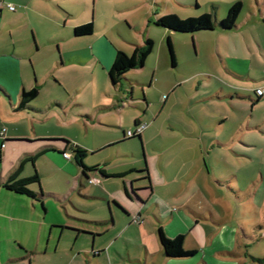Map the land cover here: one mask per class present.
<instances>
[{
  "label": "rangeland",
  "instance_id": "374dc122",
  "mask_svg": "<svg viewBox=\"0 0 264 264\" xmlns=\"http://www.w3.org/2000/svg\"><path fill=\"white\" fill-rule=\"evenodd\" d=\"M6 1L15 10L22 9L18 1L25 2L23 15L2 8L7 12L5 16L13 22V37L26 40L28 45L25 48L33 50L32 58L37 72H40L45 59L64 62L77 50L84 56L88 55L87 47L98 35L105 34L111 44L122 46L127 53L133 44L142 43L144 36L152 39V50L146 55L142 66L126 70V74L118 80L126 90L133 87L132 97L141 98L143 94L146 103L130 99L127 102L122 100L120 107H100L109 104L102 101L105 98L102 92L113 89L107 67L93 61L84 64L63 63L60 68L63 74L82 69L88 75L87 81L83 83L85 92L79 93L77 98H82L79 100L87 105L86 112L93 120L87 119V123L78 117L82 120L73 121L65 127L64 138L76 141L80 148H87L83 162L93 161L100 160L106 151L94 149L90 152L89 148L101 143L105 134L115 137L120 135L121 126L132 128L130 116H125L126 113L137 114L139 122L146 124L154 118L152 131L158 139L170 130L168 121L181 120L189 124L192 120L195 133L185 139L198 145L200 135L207 136L205 139H211V142L220 139L225 144L207 147L206 153L199 148L201 174L196 182L202 185V177L206 172L202 161L207 165L208 173L210 169L219 177L233 173L236 175L234 183L246 185L243 195H247L249 207L247 213L244 206H238L235 202L230 204L213 187L207 198L203 192L205 201L201 206L213 208L215 215L222 216L223 223L216 224L200 218L196 224L192 222L193 218L190 223L184 221L185 228H179V232H185L183 249H197L206 264H264L251 258L264 257V93L251 104V99L255 98L252 90L264 86V24L257 17L259 2L264 0H238L241 7L236 17L243 24L227 34H218L214 30L174 31L155 24L154 20L157 16L170 13L184 18L203 12L219 19L225 14L227 6L236 0H3ZM87 21L92 24L90 33L72 34L74 25ZM166 37L172 44L174 65L169 61ZM245 40L249 46L247 49L245 45L246 50ZM216 48L226 54L245 53L250 60L237 61L234 65L245 72L247 69L252 79L245 74L238 77L225 73ZM53 80L54 76L51 75L49 84L41 86L38 101L45 97ZM57 90L64 94L62 88ZM236 94L243 95L240 97ZM70 113L75 116L73 112ZM97 114L107 120L122 119L123 122L119 123L122 125L100 123ZM114 119L111 122H115ZM171 131L180 133L177 127ZM134 139L137 140V137L121 140L118 143L119 150L127 152L141 149L139 142ZM173 145L178 146V143ZM173 145L168 151L172 150ZM146 147L148 151L156 153L149 143H146ZM121 158L128 157L120 155L111 159L114 162ZM179 159L190 165L194 157L184 151ZM148 161L150 167L159 169L156 156L149 157ZM38 178L40 186L41 179L48 187L54 185L49 175ZM41 189L43 205L37 201L36 214L31 217L33 220L30 219L33 210L17 207L19 216L27 218L16 223L18 231H13V223L1 222L0 264H27L29 258L30 264H141L135 262L143 258V248L136 237L125 239V234L91 235L92 231L100 230L99 224L91 221L99 216L95 208L85 207L84 200L76 194L72 204H77V207L68 200L45 193L50 190L42 186ZM252 201L255 206H252ZM148 215L155 232L156 221L151 213ZM52 224H71L74 229ZM161 226L165 237L170 238L165 223ZM14 240L25 245L30 242L35 248H14L11 246ZM146 242L150 241L147 239ZM139 248L140 253L137 252ZM99 249L100 252L96 253ZM202 260H195L191 264H202ZM154 262L161 264L158 258Z\"/></svg>",
  "mask_w": 264,
  "mask_h": 264
},
{
  "label": "crops",
  "instance_id": "0c3cea01",
  "mask_svg": "<svg viewBox=\"0 0 264 264\" xmlns=\"http://www.w3.org/2000/svg\"><path fill=\"white\" fill-rule=\"evenodd\" d=\"M18 2L22 9L15 10L14 7L12 9L7 7L9 1L3 2V0H0V126L5 127L4 137L0 136V226L1 222H11L13 223V228H15L13 231H18L16 223L27 218L19 216L20 210L17 207H26L30 211L33 210L30 216V219L33 220L31 217L36 214L37 201L24 194L5 188L2 186V182L22 158L37 153L33 160L26 159L22 163L18 176H28L32 174L33 170L37 172L40 178L43 175H49L54 180V185L48 187L44 185L41 179L42 188L50 190V192L45 193H50L52 196L62 200H68L71 204L74 203L73 196L76 194L84 200L85 207L95 208L99 216L91 221L99 224L100 230H97L99 232L90 231L91 235L122 236L125 234V239L136 237L143 248V258L142 260L134 259L136 263L156 264L154 262L156 258L159 259L161 264L165 262L167 264H191L195 260H202L197 249H194L193 254L185 257H168L164 255L158 242L157 228L161 227L162 229L161 224L165 223L171 236H174L177 233H181L179 228H185H183V222L187 221V223H190L191 218H193L192 222L194 224L197 223L198 218L210 220L216 224L223 223L222 216L215 215L213 208L201 206L202 202L205 201L203 192L207 198L208 194L212 192L210 191L211 187L220 191L224 199L230 204L235 202L236 205L244 206L246 209L249 207V199L246 194L245 196L243 195L246 192V185L234 183L233 180L236 179V175L233 173L223 177L216 176L211 169L209 170L210 173H208L207 165L202 161L206 172L202 177V185L196 182L201 174L198 159L199 148L206 153L207 147L211 148L214 144L223 146L225 145L224 141L213 139L211 142V139H205L207 136L201 137L199 135L200 143L197 145L194 141L185 139L195 133L193 132L194 125L192 120H190L189 124H184L181 120L168 121L170 132L163 133L164 136L158 139L152 131L154 119L152 118L148 124L145 123L137 140L134 139L135 142H139L141 147V149L139 148L136 151L132 149L125 152L119 150L118 147V143L121 140L129 137V135L125 134L126 129L131 128L121 126L120 135L115 137L105 134L102 142L90 147L89 151L93 152L96 149V151L102 150V152L106 151V153L100 160H84L83 163L86 166H94L86 168L84 175L82 167L75 162L69 152L68 157L62 156L61 151L58 150V145L60 144L53 142L52 145L54 144V146H51V144L47 143L48 141L43 139L66 137L65 127L73 123V121L82 120L80 118H83L85 122H87V119L93 121L92 116H89L86 112L87 105L83 104L82 100H79L82 98H77L78 95L85 92L83 83L87 81L88 75L84 74L82 69L63 74L61 73L63 70L60 68L66 61L79 64L93 61L108 67L113 58L114 50L116 48L125 49L122 46L111 44L105 34L98 35L87 47L89 49L88 55L84 56L77 50V53L71 54L64 62L53 60L52 58L45 59L40 72H37L32 58L33 50L25 48L28 45L26 40L13 37V22L5 16L7 12L2 8L6 7L11 11H15L17 15H23L25 13L23 10L25 9V2ZM257 17L262 21V17H264V2H259ZM242 24L243 21L239 22L236 17L235 25L231 29L221 31L212 28L209 30H214L218 34H227ZM245 36L248 38L247 34ZM245 43L246 40L244 42V49L246 50V47L248 49L249 46L248 43ZM93 47L95 50H93ZM216 54L225 73L238 77H243L245 74L252 79L249 72L247 73V69L245 72L234 65L237 61L248 62L250 60L245 53L232 52V54H226L216 48ZM53 62H55V65ZM37 64H39V61H37ZM194 73L196 72L191 74ZM125 74L124 72L123 75ZM51 75L54 76V80L50 81L52 85H49L50 87L44 95L45 97L38 101L37 96L40 93V88L44 84H49L48 80ZM262 77L264 78V73ZM121 84L120 81H117L112 84V90L107 89L102 92L105 95L102 101L109 104H102L100 107H120L122 106V100L127 102L130 99H137L140 102L143 100L146 103L143 94L141 98L138 96L132 97L133 87L130 86L126 90ZM32 86L38 87L37 94L28 100L26 106L18 108L17 103L20 91ZM57 88H62L64 94L62 95ZM236 95L241 97L243 94ZM258 99L254 100V102ZM253 100L251 99V102ZM142 110L144 111L145 109L143 108ZM118 111L122 110L118 109ZM100 115H96L100 123L122 125L119 124L123 122L122 119L112 118L115 122H111L112 119L107 120V118H101ZM127 115L130 116L129 120H131L132 125L134 122H139L137 114L126 113L125 116ZM186 125H188L187 128ZM173 127L179 128L180 133L177 134L171 131ZM72 142L75 143L76 141ZM146 143H149L156 153L148 151L149 148L146 147ZM173 143H178V146L173 145ZM75 144L77 145V143ZM170 145H173V148L168 151ZM85 151L83 159L86 157L87 148ZM184 151L194 157L190 165L186 164L185 160L179 159V156ZM120 155L128 158L115 159L113 162L111 158ZM155 156L157 157L159 169H154V167L149 165V157ZM142 168H145V170H139ZM152 169L153 171H151ZM208 174L210 178H208ZM87 177H95L97 182H90ZM254 179L252 180L254 181ZM156 180L157 182H154ZM27 186L32 190H37L40 184L30 182ZM113 201L118 203L123 210L116 206ZM40 203L43 205L42 200ZM208 203H210L209 200ZM251 204L255 206L254 201ZM72 205L77 207V204ZM160 206L161 208H159ZM150 213L156 221L157 228L155 232L148 215ZM66 225L72 227L71 224ZM134 230H136L135 233ZM49 231H51L50 228ZM147 239L150 242L147 243ZM191 239H193L192 236ZM29 243L28 246L18 240H14L11 246L19 249L35 248ZM99 252L100 249L96 250V253ZM137 252L140 253L141 249L139 248ZM30 259H28L27 264H30ZM201 262L206 264L204 260Z\"/></svg>",
  "mask_w": 264,
  "mask_h": 264
},
{
  "label": "trees",
  "instance_id": "16d2710c",
  "mask_svg": "<svg viewBox=\"0 0 264 264\" xmlns=\"http://www.w3.org/2000/svg\"><path fill=\"white\" fill-rule=\"evenodd\" d=\"M241 2L236 0L231 2L226 9L225 14L219 18L215 19L210 16L208 12H203L201 14H198L197 16H186L184 18H179L177 15L170 13L166 15H160L157 16L154 20L155 24H158L160 26H163L167 29L174 30V31H182V32H191L196 30H209L212 28H215L217 30L225 31L228 29H231L235 25L236 16L240 10ZM262 22L264 24V17H262ZM92 31V24L90 21L83 22L81 24L74 25L72 27V34L73 35H82L87 34ZM153 41L150 37L144 36L142 43L133 44V47L129 53L125 52L122 49L116 48L114 50L113 58L107 67V75L112 84H115L120 77H122L123 73L130 69V68H136L141 67L146 55L152 50ZM166 46L169 54V61L171 65L175 64V58L174 53L172 49V44L169 39V37H166ZM38 87L32 86L28 89H22L19 93V99L17 103V107H23L26 106L28 100H30L32 97H34L37 94ZM254 91V90H253ZM255 99H258L261 95L255 94ZM254 100L251 102V104L254 102ZM137 122H134L131 129H134L137 125ZM140 131L133 132L129 137L139 136ZM4 137V136H2ZM44 140L48 141L47 143L52 145L53 142L60 144L58 145L59 151H66L69 152L75 162L82 167V172L85 175L84 170L86 168H92V166H86L83 163V157L85 155V149L80 148L78 145L73 143L67 138L64 137H52V138H43ZM53 148V147H52ZM37 155V153L30 155L28 157L22 158L16 167L7 175L6 179L2 182V186L5 188L16 192L20 194H24L36 201L41 202V197L43 195V192L38 186L37 190H32L28 188V184L30 182H36L39 183L38 174L35 170H33L32 174L28 176H18V172L21 169L22 163L26 159L33 160L34 157ZM139 170H145V168L139 169ZM88 179V177H87ZM116 206H118L120 209L121 206L113 201ZM123 210V209H122ZM58 227L63 228H69L74 229L73 227H69L67 225H55ZM78 232L79 229H76ZM157 237L158 242L160 244L162 253L168 257H185L193 254L194 249L184 250L182 247V241H183V234L177 233L174 236H171L170 238H166L165 234L163 233L161 227L157 228ZM252 260H256L258 262H264V257H251Z\"/></svg>",
  "mask_w": 264,
  "mask_h": 264
},
{
  "label": "built area",
  "instance_id": "2783aa9c",
  "mask_svg": "<svg viewBox=\"0 0 264 264\" xmlns=\"http://www.w3.org/2000/svg\"><path fill=\"white\" fill-rule=\"evenodd\" d=\"M7 7L12 9L13 5L8 3ZM253 90H254L255 94L262 95L264 93V86L255 87ZM144 126H145V123L138 122L134 129H126L125 134L126 135H131L133 132L141 131ZM4 132H5V127L4 126H0V136H4ZM61 154L64 157H68L69 156V153L66 152V151H62ZM88 181L97 182V178L90 177V178H88Z\"/></svg>",
  "mask_w": 264,
  "mask_h": 264
}]
</instances>
